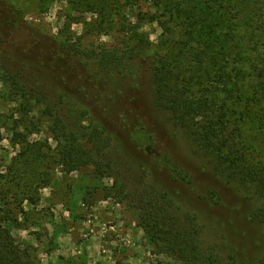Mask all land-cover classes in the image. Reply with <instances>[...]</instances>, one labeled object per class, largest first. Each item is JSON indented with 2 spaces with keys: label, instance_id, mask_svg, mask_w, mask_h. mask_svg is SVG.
I'll list each match as a JSON object with an SVG mask.
<instances>
[{
  "label": "rangeland",
  "instance_id": "1",
  "mask_svg": "<svg viewBox=\"0 0 264 264\" xmlns=\"http://www.w3.org/2000/svg\"><path fill=\"white\" fill-rule=\"evenodd\" d=\"M236 1L229 18L239 24L238 35L257 39L258 50L264 49V0H239L238 5ZM107 2L113 10L112 19L109 24L100 25V9H91L87 0H0V209H9V215L19 218L20 226L5 225L10 227L16 241L37 250V264H45L52 251L51 246L40 244L49 239L51 227L60 224L65 230L79 222H82L81 238L100 237L102 253L109 264H181L167 254L155 253L154 244L139 226L136 211L114 197L113 176L99 175L91 161L77 170H69L72 155L60 151L67 143L61 131L59 139L55 138L54 117L45 113L44 105L30 97L25 99L6 76L7 72L18 73L21 85L26 84L29 90L30 86H36L32 80L35 74L44 83L36 87L47 88L45 92L56 101L61 86L70 92L77 91L79 86L87 88L81 75L88 54L97 53L102 47L119 54L134 46L137 38L130 31L135 27L151 43L150 54L163 53L167 41L180 37V18L158 9L149 0H134L130 5L124 0ZM17 15L18 23L13 26ZM253 27L258 30L246 31ZM68 44L81 53L74 58L77 66L71 73H67L70 50L61 52ZM58 52L57 60L52 59L51 55L55 57ZM246 59L248 65L259 66L264 62L257 59L254 51H248ZM106 75L101 73L103 80ZM257 82L264 85V76ZM99 89L98 95L91 97L84 91L80 101L85 104L84 110L88 108L91 114L100 116L114 133V143L105 150L106 161L117 162L113 174H118L121 167L127 174V182L136 183L147 172V179L175 197L181 223L188 214L198 217L207 245L214 244L223 257L233 253L243 264H257L264 256V224L254 217L261 199L251 187L219 175L210 158L200 154L182 129L174 127L169 113L153 104L145 67L136 69L130 65L123 72L114 71ZM74 102L75 99H67L63 111L55 108L54 113L71 124L73 121L84 126L79 128L82 134L87 131L90 114L69 111ZM256 125L257 120L252 117L241 126L248 142L259 147L262 138ZM73 129L78 132V127H71L70 131ZM32 142L50 147L49 157L38 162L44 160V165L51 168L52 182L40 189L41 197L36 204L23 203L25 218L20 215L19 202L13 198L14 192L8 190L4 176L10 175L8 167L13 158ZM29 204L32 209L27 211L25 205Z\"/></svg>",
  "mask_w": 264,
  "mask_h": 264
},
{
  "label": "trees",
  "instance_id": "2",
  "mask_svg": "<svg viewBox=\"0 0 264 264\" xmlns=\"http://www.w3.org/2000/svg\"><path fill=\"white\" fill-rule=\"evenodd\" d=\"M133 1L124 0L127 5ZM149 1L158 9L180 18V37L170 43L167 41L163 53H148L151 43L143 37L144 33L139 28L133 27L130 32L133 38H137L134 46L119 54L102 47L99 52L87 55L88 62L81 75L87 90L79 86L77 91L70 92L61 86L55 101V97L45 92L47 88L39 90L36 87L44 83L35 74L32 80L36 86H30L29 90L26 84L21 85L18 73L7 72V79L13 80L25 99L30 97L37 104L44 105L45 113L54 117V137L58 140L61 131L67 143L60 151L66 152L67 156L72 155L68 162L70 171L91 161L99 175L107 173L106 176L114 177V197L136 211L139 226L154 244L155 253L167 254L181 264H243L237 255L229 253L223 257L214 244L204 242L197 216L188 214L181 223L176 213L175 197L147 179V172L142 173L136 183L127 182L129 179L121 167L114 175L112 171L117 162L106 161L105 152L114 143V133L100 116L94 112L91 114L88 108L84 110L85 104L80 101L84 91H87L88 97L98 95L102 82L114 71L123 72L130 65L136 69L145 67L153 104L169 113L174 127L182 129L200 154L210 158L219 175L254 190L261 199V206L254 217L264 224V85L257 82L264 76V62L259 66L246 63L248 51H254L257 59L264 61V49L258 50L257 39L238 35L239 24L229 18L234 13L236 5L232 3L235 0ZM241 1L237 0L236 4H241ZM87 3L91 9H100V25L109 24L113 10L107 0H87ZM17 23L18 15L13 26ZM127 23L130 24V21L127 20ZM255 30L258 28L246 31ZM67 49L70 50L67 51L70 55L67 73H71L77 66L73 60L81 53L73 44L63 46L61 52ZM59 55L58 52L51 57L57 60ZM42 65L45 66L46 62ZM43 66L39 67L42 69ZM104 72L107 75L103 80L101 73ZM134 76L136 81L137 76ZM53 77L55 80L56 76ZM67 99L76 100L72 105L70 103L69 111H87L90 114L89 126L85 127L87 131L82 134L79 128L84 126L78 122L73 124V121L71 124L54 113L55 108L58 112L63 111V106L68 104ZM252 117L257 120L256 130L262 138L263 145L259 144V147L248 142L241 126L243 121ZM71 127H78V132L74 129L70 131ZM49 151L46 143H28L9 165L10 175L4 176L8 190L14 192L13 198L16 197L19 202L20 215L25 218L23 203L29 201L36 204L41 197L40 189L52 182L51 168L44 165V160L38 162L46 160ZM87 156L88 160H85ZM0 211L4 212L0 215V264H37V250L32 245L16 241L10 227L5 225L13 223L20 226L19 218L9 215V209L1 208ZM257 264H264V256Z\"/></svg>",
  "mask_w": 264,
  "mask_h": 264
},
{
  "label": "crops",
  "instance_id": "3",
  "mask_svg": "<svg viewBox=\"0 0 264 264\" xmlns=\"http://www.w3.org/2000/svg\"><path fill=\"white\" fill-rule=\"evenodd\" d=\"M31 207L30 204L25 205L27 211L32 209ZM65 221L73 222L70 219ZM81 225L82 222H79L76 227H67L65 230L60 224L51 227L49 239L40 241L42 246L52 247L45 264H109V260L102 253L103 243L100 237L93 236L84 240L81 238L82 231L79 227ZM30 242L34 245L38 244L35 241Z\"/></svg>",
  "mask_w": 264,
  "mask_h": 264
}]
</instances>
